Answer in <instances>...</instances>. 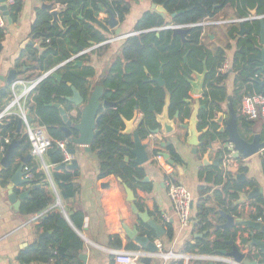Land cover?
I'll return each mask as SVG.
<instances>
[{
  "label": "crops",
  "instance_id": "1",
  "mask_svg": "<svg viewBox=\"0 0 264 264\" xmlns=\"http://www.w3.org/2000/svg\"><path fill=\"white\" fill-rule=\"evenodd\" d=\"M89 1L92 3L94 0ZM103 1L108 3L110 7H103L101 3L97 1L99 12L97 13L96 18L105 27L101 28L95 26L97 31H99V37L103 40L102 42H105L107 39H115L132 33H139L132 37H140V35L148 33H155L156 36L159 37L160 34L165 33V31L171 30L166 28L175 25L173 23V20L175 19L173 15L177 12L169 14L166 11L167 2L163 4L156 3L155 0ZM121 1L127 5L126 7L128 8L123 18H121L117 9H115L116 4ZM19 2L22 5L21 12L17 15L15 21L11 17L12 23L7 21L6 28L3 30L4 37L0 39V76L7 77L9 72L12 69H15L19 72L16 79L33 80L48 72V69L50 71L57 65L66 61L63 58V54L68 53L71 55L70 58H72L77 55V53L81 52V49L78 48L77 53H74V48L69 45V43H66L63 49L59 47L57 51L49 53L50 46L48 47V45L50 44V40L47 39L45 42L41 33L33 31V25L37 21V15L39 12L43 11L46 12L47 15H50V11L42 10L41 7L43 4H53V9L61 10L65 9L64 5L49 2L47 0H17L16 5ZM154 5L164 8L165 12L155 10ZM90 9L93 10L92 8ZM108 9L114 12L116 19L119 22L115 29H112L107 22L110 18L107 11ZM217 9L222 10L214 18H210L213 21H231L232 19H238L235 8L231 7V5L225 7L220 5ZM149 15H161L166 22V26L138 31V25ZM61 18L62 15L60 19ZM80 18L82 20L83 15H80ZM231 26L238 27V24L223 23L202 28L203 34L201 39L202 43L207 48L213 51V49H225L229 47V49L226 50L227 57L225 60V62L229 64V70L225 74L227 79L223 82V85L227 88V99L220 104L221 110L215 114L214 118L210 117L211 113L207 106V109L201 110L200 112V123L198 128L202 132V136L200 137L201 145L198 148L197 153H194L193 148L187 143V130L181 129L180 127L170 136L164 137L159 134L157 140L152 141L150 136L143 138L142 144L149 145L150 160L146 164L138 166L134 162L136 157L129 151L133 145L127 147L128 153L125 155V162L136 166L135 170L137 171V174H139L135 176V180L131 184L127 185L120 177L115 175L100 178L101 162L97 152L93 150L92 146L91 151H87L85 147L73 146L71 150H76V154L72 155V157L73 160L78 161L79 166L76 170H62L59 169L61 164L58 166L50 164L47 157L48 153L44 157H34L30 153L28 140L21 141L20 138H15L21 144L15 151L13 169L11 170L12 175L20 165L21 158L31 155L32 158L28 161L25 169H28L29 167L32 169V167H35L36 174H43L45 176V179L42 180V184H44L45 189L50 192L53 202L45 212L39 215L25 216L20 212L21 207L19 211H16L9 199L10 180L6 187H3L0 184V264H26L23 260V252L34 243L42 245L39 242L40 236L42 234H47L48 237L50 234L42 231L38 233L36 227L39 225L40 220L45 218L48 213L56 210H60L64 214L66 220L67 218L65 215H69V221H67L83 241V247L78 256L80 264H115V257L119 252L141 253L145 257L151 258L149 263H143V257L134 264H194L196 261H198L199 264H229L228 261H231V259L223 256L221 252H230L232 250V246L229 244L230 241H235V244L242 252L244 249L248 250L249 248H253L250 247L253 235L264 242V233L252 232L238 225L229 228L225 227L229 221L228 217H233L235 220L251 219V217L257 212L255 207L252 206V202L259 197L264 199V152L245 160L234 159L235 164L233 167L238 168L239 174H243L246 177V182H243V184L250 183L252 185V188H248L246 192L241 194L249 195L256 188L260 189L261 193L254 199H248L245 203L236 205L241 199L239 198V200L233 204L234 207L237 208V215L231 214V172H229L231 165H225L224 159L225 155H234V152L231 153L232 151H229L231 144L227 142V139L223 141L221 138V135L226 134L217 133L220 125L214 123V119H217L220 114H227V108L231 100L236 112L237 108L240 109V113L237 112V114L241 134L249 140H252L256 134H259L262 141H264V119L259 118L251 121V124H245L240 120L241 116L245 117L242 112V101L244 98L240 103H237V93L235 89L237 74L232 68V60L237 48V42L236 40L231 39V30L234 28ZM162 28L164 29L161 30ZM119 29L121 30L120 34H118ZM67 31L68 28H65L64 32L66 33ZM34 35L36 36L34 42H43V48L47 49L41 55L33 47L25 45L26 41H32ZM235 36L238 38L245 37H239L238 33L235 34ZM129 38H125L112 44L110 43L104 47H99L93 52L76 59V61H81L82 65H76L77 62L75 61V64H71V72H77L85 67L92 68L95 70V76L88 78V80L90 86L93 85L94 87L96 84L98 85L107 74H110L109 78L118 77L117 72L115 71L118 60H121L123 63V76H121V78L126 79L130 73H127L126 71L127 61L123 58L122 51L127 45ZM62 40L64 41L65 39ZM102 42L88 41L91 47H95ZM163 43H166V40ZM167 45H171V40ZM162 46L163 44L160 46L154 45L156 49L155 52L158 48L162 49ZM33 51L36 52V60L31 58ZM42 59L43 62L41 61ZM47 63H50L51 66L47 67ZM44 69L47 70L44 71ZM69 71L64 68L57 71V73L63 77L64 82L62 83H59L51 76L54 72L44 81L52 78L60 85L65 84L67 81H65L64 76L67 75ZM144 71L146 73L148 69H145ZM146 75L150 81L157 77V74L154 73L149 75L147 73ZM192 78L195 79V74L192 75ZM262 79L263 78H261V80ZM12 84L7 85L0 81V112L6 107L5 102L7 97L9 95L12 96ZM76 87L79 89V92L83 91L79 86ZM129 88L131 87L127 88L126 86H123L121 88L124 96L128 95L131 91L133 92V89L131 88L132 90H128ZM4 89L6 90V93L2 92ZM18 90L21 92L23 87L19 86ZM206 90L208 91V88H206ZM36 91L31 95L29 100L31 102L27 108L29 109L28 112L32 119V125H44L45 127L44 122H42L39 114H37L36 108L38 107L39 111L44 115L50 114L49 111L53 107H49V105L59 102L55 101L54 98H56V96H53V102L45 104L43 107L38 105L36 107L34 98L40 93ZM243 93L244 90H242L240 95H243ZM123 99L113 102L119 103V106L103 109L102 112L119 110L120 113L121 111L123 112L122 114H124L123 116L127 120H131L134 117V114L137 113V120L134 126L136 129H139V123L144 120L143 111L134 107L135 105L130 103L132 100L136 99L135 97L130 98L129 100L125 99V101ZM205 99L206 98L202 99V105H205ZM32 106H34V108L31 111ZM73 110V105L69 103V112L75 118L77 114ZM204 112L207 113V118L205 120L206 124H204V127H201L204 123V121L202 122V119H205L201 116ZM79 119L80 117L75 118L77 121H79ZM16 121L19 123L20 120L17 119ZM179 122H183L182 124L186 125L189 123V119L184 121L179 119ZM179 122L177 123L178 125L180 124ZM122 127H120V131L125 129V125ZM22 129L21 123L20 134L25 136L22 133ZM207 129L208 131L205 133ZM129 137L133 142L132 136ZM12 141L13 140L11 139L10 144ZM209 141H211V148H209ZM163 144H166V146H163ZM168 144H170V146H167ZM170 148L173 149L172 151L177 155L178 160H175L172 157ZM6 151L7 149L5 148L4 151L1 150L2 155L0 159V167L1 160ZM163 154H170V159L174 161V164H170V162L163 157ZM206 154L207 160L205 161L204 158ZM159 155L163 157L160 161L157 159V156ZM127 158H129L128 161H126ZM218 159H221L219 165L216 164ZM240 168L245 169V171L241 172ZM64 171L71 172V183L75 190V194L69 199H64L62 197L61 190L53 178L54 173H63ZM221 171L222 180L220 181L216 176ZM211 173L214 175L211 176ZM233 175L234 179L237 181V174ZM33 177L35 178V173ZM31 180H33V178ZM171 183L185 186L194 198L192 223L188 228H182L179 225L178 219L174 213L168 195L169 185ZM33 185L15 187L14 193L17 196H20L27 191L25 189H32ZM128 190L132 191V197L134 200L129 196ZM17 191H20V194H18ZM58 199H60L65 212L57 207ZM201 199L206 200V207L211 210V213L207 217V221L202 224L201 219L198 218V203ZM134 206L137 208V211L139 212L138 214L135 213ZM144 213L148 214L152 221L157 222L163 227L165 231L163 237L157 238L155 232L151 230L147 224L141 221L140 214ZM73 214L80 215V227H77L71 221V216ZM259 221L262 222V220ZM169 224L172 225L175 232L173 240L168 238ZM206 224H208L209 227L207 229H202V226H206ZM135 226H138L140 229V236H148L151 241L156 243L159 248L157 254H161V252L172 253L176 258L165 260L157 254H150L147 249L140 247V245L135 240L131 239L127 233V230H130ZM243 239L249 240L246 246L241 244ZM217 240L222 241L225 248L215 255L202 254L199 252V249L191 250V246H196L199 242L209 241L213 244ZM254 248L257 250L258 254L251 257V259L258 262H264V254L257 247ZM81 255L85 256L86 259H80ZM32 264L42 263L35 262Z\"/></svg>",
  "mask_w": 264,
  "mask_h": 264
},
{
  "label": "trees",
  "instance_id": "2",
  "mask_svg": "<svg viewBox=\"0 0 264 264\" xmlns=\"http://www.w3.org/2000/svg\"><path fill=\"white\" fill-rule=\"evenodd\" d=\"M47 1L65 6L61 18L64 29L57 24H52L51 15H47V13L43 11L38 13L37 21L33 25V31L41 33L45 42L47 39L50 40V44L48 45V47L50 46L49 53L57 51L59 47L63 49L66 43H69V45L74 48L73 52L77 53L78 48L87 49L91 47L88 43L90 40L97 42L103 41L99 37V31H97L95 27H105L96 18L99 12L97 1L106 8L110 7L108 3L103 0H94L92 3H90L89 0ZM155 2L163 4L167 2L166 11L169 14L183 11L182 14L176 16L173 20L175 25L199 23L207 18H214L222 10H214V3L212 0H155ZM216 2L222 7L231 5V7L235 8L238 18L248 17L250 12L254 10L257 11V15H264V0H216ZM126 6L127 5L122 1L116 4L115 9L120 13L121 18H123L124 14L127 12L128 8ZM21 10L22 5L20 2L11 8V17L14 21ZM80 15H83L82 20ZM164 26H166V22L161 15H149L138 25L137 29L140 31ZM246 26L250 30V33L243 38L236 37L235 34H237L239 28L237 26H231L234 27L231 30V39L237 42V48L232 60L233 71L237 74L235 84L237 103H240L247 95H264V90L261 92L260 86L257 84L261 78H264L261 62L262 46L259 42L261 29L260 21L248 22ZM65 28H68L66 33L64 32ZM202 34V28H191L186 35V42H183L180 36H174L171 30L165 31V33L160 34L159 37L156 36L155 33L142 34L140 35V37L142 36L141 38L131 37L128 39L127 45L122 51L123 58L127 61L126 71L130 73L129 76L126 79L121 78V76H123V63L121 60H118L115 71L118 77H108V79L104 80L106 91L103 100L117 102L123 98L126 100L133 97L136 98L130 103L144 113L143 124L139 127L142 139L147 138L151 131L157 129L156 114L163 111L168 94L170 95L171 101L169 110L171 118L175 117L177 112L180 113L181 121L190 118L192 111L185 101L190 99V84L188 79H192V75L195 71L202 73L205 68L209 71L206 77V88H208V91L204 102L210 110V117L214 118L215 114L221 110L220 104L227 99V88L223 85L227 76L220 75L218 71L226 60V50L229 49V47L225 49H213L212 51L202 43ZM3 37L4 31L0 29V39ZM165 40L166 43H163ZM170 40L171 45H167ZM153 44L159 46L163 44V48H158L155 52L156 49ZM35 54L36 52L33 51L31 58L35 59ZM70 56L71 55L68 53L63 54L65 60H69ZM185 57H187V62L185 61ZM41 61L43 62V59ZM49 66H51L50 63L47 67ZM62 68L69 71V69H72V65L68 64ZM145 69H148L146 73L144 71ZM45 70L47 69H44V71ZM147 73L157 74L155 78L162 75L166 82L165 86L161 87L157 83L151 82L150 79L147 78ZM74 76L76 83L71 80L69 72L64 76V79L67 82L71 81L74 85L79 86L83 90L82 95L87 97L90 92L88 78L95 76V70L85 67L74 72ZM256 76L260 79H257ZM123 86L127 88L131 87L133 92L131 91V93L129 91L130 93L124 96L121 91ZM242 90H244V93L240 95ZM37 91L40 93L34 98L36 107L37 105L43 107L45 104L53 102V96H56L54 100L65 106L69 111V103L61 98L72 95L70 88L65 84L60 85L50 78L41 83ZM125 99L123 100L125 101ZM151 105L155 108L154 111H150ZM33 108L34 106L31 107V111ZM36 111L42 122H44L45 127L48 129L50 136L56 140H64L65 135L60 130L63 121L58 110L51 108L49 111L50 114L46 115L42 114L38 107ZM237 112L240 113V109L237 108ZM122 113L123 112L121 111L120 113L119 110L102 112L101 122L98 127L99 134L92 148L97 152L101 162L100 178L115 175L120 177L123 182L128 185L131 184L135 180V176L139 174H137L135 170L136 166L125 162V155L128 153L127 147H131L133 142L129 136H122L118 133V131L121 130L120 127L124 126L121 119V116L124 115ZM201 116L205 118L202 119L204 123L201 125V127H204L207 113L204 112ZM240 120L245 124L252 123L247 117L241 116ZM17 128L18 121L16 120L0 125V159L2 148L7 149L8 147L5 145V138L10 137L12 140L20 138L21 141L27 139L26 136H22L18 133ZM221 138L225 141L227 135H221ZM69 146L70 149L73 147L72 144ZM172 150L173 149L170 148L172 157L178 160L177 155ZM47 157L50 164L56 166L62 164L64 161V155L58 147H54L50 150ZM28 169L33 175L35 173L32 185H41L45 176L43 174H36L35 167H32V169L29 167ZM240 171L244 172L245 169L240 168ZM212 175L214 174L211 173V176ZM11 176V170L1 171L0 184L6 187ZM216 177L221 181L222 171L219 172ZM53 178L61 190L64 199H69L75 194L73 184L71 183V172H56L53 174ZM41 186V188L32 189L31 197L22 203L20 210L21 214L25 216H37L45 212L52 204L53 198L50 196V192L45 189L44 184ZM248 188H252L250 183H238L231 173V214L237 215V208H235L233 204L239 200L240 194L246 192ZM17 193L20 194V191H17ZM252 206L255 207L257 212L251 217V220H262L264 223V199L261 197L257 198L252 202ZM210 213L211 210L206 207V200L201 199L198 203V218L201 219V224L207 221V217ZM71 221L77 227L81 226L80 215L73 214L71 216ZM208 227L209 225L206 224V226H202V229H207ZM36 230L38 233L42 231L50 234L46 238L44 246L34 243L23 252V260L26 264L35 262L42 264H80L78 256L82 250L83 241L70 226L60 210L48 213L45 218L40 220ZM174 235L175 232L173 227L169 224L168 238L173 240ZM224 248L225 245L220 240L215 241L213 244L209 241H202L196 246H191V250L199 249L200 253L207 255H215L220 250H224ZM194 264H199V262L196 261Z\"/></svg>",
  "mask_w": 264,
  "mask_h": 264
},
{
  "label": "water",
  "instance_id": "3",
  "mask_svg": "<svg viewBox=\"0 0 264 264\" xmlns=\"http://www.w3.org/2000/svg\"><path fill=\"white\" fill-rule=\"evenodd\" d=\"M7 0H0V12L3 14L5 19L12 23L11 19V12L10 8L6 5ZM23 1V0H20ZM215 4L214 10L219 8L220 6L217 4L216 0H212ZM42 10L50 11V15L52 16V24H57L61 28H63L62 21L60 19L63 10L61 9H53V4H43ZM154 9L157 11L165 12V9L154 5ZM104 10V9H103ZM110 18L107 21L108 24L112 29H115L119 22L116 19V16L112 10H107ZM183 11H179L176 14L173 15V17L178 16L179 14H182ZM250 15L256 16L257 11H251ZM246 23L248 22H240L238 24V36L243 37L246 34L250 33V30L247 28ZM231 24V23H230ZM260 45L262 46V70L264 71V19L260 20ZM174 36H180L182 38L183 42H186V35L189 32V29H183V28H172L171 29ZM121 33V30H118V34ZM36 36L34 35L32 38V41L28 40L26 41L25 45H29L33 47L35 50H37L40 55L44 53L47 49L43 48V42L41 43H35ZM1 49V46H0ZM81 52H84L85 50L83 48H80ZM78 53V54H80ZM80 57H77V59ZM185 61L187 62V57L185 58ZM76 65L81 66V61H76ZM70 63V61L66 60L62 64H59L57 67V70L54 71V73L51 75L54 79H56L59 83L64 82L62 75L57 73L59 69L62 67L67 66ZM207 69L202 73H199L197 71L194 72L195 79H188V82L190 84V99L186 100L185 102L191 107L192 113L189 118V123L184 125L183 122H179L180 119V113L177 112L175 117L171 118L169 110H170V95L168 94L165 100V106L163 108V111L161 113L156 114V123H157V129L154 131H151L149 136L150 138L152 136H157L161 134L164 137L170 136L174 134L177 131V128L185 129L187 130V143L193 148V152L197 153L198 148L201 145L200 137L202 136V132L199 130L198 126L200 123V112L201 110L207 109L206 105H202V99L206 97L207 90H206V77H207ZM19 72L15 69H12L9 72V75L7 77L0 76V81L6 83L7 85H11L16 78L18 77ZM149 75V73H148ZM154 83H158L161 86H165V81L163 77L160 75L158 78L151 80ZM65 84L71 88L72 90V96H65L63 99L70 104L73 105L75 109V113L77 114L76 117H80L79 121L75 120L73 115L70 114V112L60 103L50 104L49 107H53L58 110L60 116L62 117L63 125L60 127V130L64 133L65 138L70 141V143L75 147H85L87 151H91V146L94 144L95 139L97 135L99 134V125L101 122V112L103 109H109V108H115L119 106V103H113L109 101L103 102V97L105 93V87L103 83L98 84L96 87H91L89 95L87 97H83L79 90L75 88L71 83L65 82ZM257 84L260 86V91L262 92L264 90V78L257 82ZM3 93H6V90L4 89L2 91ZM12 96L9 95L6 99L5 104L8 105L11 101ZM202 98V99H201ZM137 109V108H136ZM155 108L151 105L150 111H154ZM122 121L125 125V129L122 131H118V133L122 136H132L133 138V147L129 149L130 153L136 157L134 160L135 164L138 166H142L146 164L150 160V153H149V145L142 144V138L139 132V129L135 128V122L137 120V113L134 114V117L131 120H127L124 118V116H121ZM30 120H32L30 118ZM180 123L179 125L177 123ZM214 123L219 124L220 128L217 131L218 134H226L227 135V142L232 145V147L229 149V151L234 152L233 158L235 160L239 159H248L256 154H260L264 152V141H262L261 136L259 134H256L252 140H249L245 138L239 128V120H238V114L236 110L233 107V102L230 100L228 108H227V114H220L217 119H214ZM143 124V121L139 123V127ZM21 131V121L18 123V133ZM208 131V129L205 131V133ZM157 140V139H155ZM20 142L17 140H13L12 143L7 147V151L1 160V167L0 171L2 170H12L13 169V161L15 157V151L20 146ZM163 146H166V144H163ZM167 146H170L168 144ZM209 148H211V141H209ZM69 153L71 155L76 154V150H69ZM264 155V154H263ZM163 157L170 162V164H174V161L170 159V154H163ZM32 158V156L22 157L21 163L18 166L17 170L13 173L10 179V186H9V199L11 203L13 204V207L16 211L20 210V207L24 201L29 199L31 196L32 189L41 188V185H33L32 189L27 190L26 192L22 193L20 196H17L14 193L15 187L20 186H26V185H32V180L26 179V175L28 172L25 170V166L28 164V161ZM129 158L126 159L128 161ZM204 160H207V154L205 155ZM220 160H217V165L220 164ZM79 164L77 160H73L71 164H61L59 166V169L62 170H76L78 168ZM229 172L232 174H237V182L243 183L246 182V177L243 174H239V170L236 167L229 168ZM129 196L131 199H133L132 191L128 190ZM261 193L260 189H254L252 193L249 195H240V201L237 202L236 205H239L240 203H245L248 199H254L259 196ZM134 200V199H133ZM57 207L61 208L64 211L60 199H58ZM135 213H139L137 211V208L134 206ZM67 220L69 221V215H65ZM140 219L143 223L147 224V226L155 232V235L157 238H161L165 235V231L163 227L158 224L155 221H152L148 214H140ZM228 223L225 227H234L235 225L244 227V229L250 230L252 232H261L264 233V225L260 221H254L251 219L243 220H235L233 217H228ZM140 229L138 226L133 227L130 230H127L128 236L135 240L140 247L143 249H147L150 254H157L159 252V248L157 247L156 243L151 241L148 236H140L139 235ZM47 237V234H42L39 238V242L44 245V241ZM248 239H243L241 241V244L246 246L248 244ZM229 244L232 246V250L230 252L222 251L221 254L227 258H230L237 264H264V262H258L252 259L247 258L240 248L235 244V241H230ZM250 247H257L260 249V251L264 254V242L257 239L256 236L253 235V240L250 243ZM80 259H86L85 256L81 255ZM151 258L144 257L143 263H149ZM229 264H231V261H228Z\"/></svg>",
  "mask_w": 264,
  "mask_h": 264
},
{
  "label": "built area",
  "instance_id": "4",
  "mask_svg": "<svg viewBox=\"0 0 264 264\" xmlns=\"http://www.w3.org/2000/svg\"><path fill=\"white\" fill-rule=\"evenodd\" d=\"M17 3V0H7L6 5L11 9ZM264 19V15H249L248 17L238 18L232 21H213L211 19H206L202 22L189 24V25H174L170 26L166 29L172 28H183V29H191V28H205L207 26L215 25V24H223V23H231V24H239L240 22H253L260 21ZM7 25V20L0 12V29L4 30ZM162 28L161 30H163ZM139 33H132L125 36H120L116 38L117 41L123 40L131 35H136ZM102 44H98L92 49H97ZM91 49V50H92ZM90 50H85L84 52L73 56L70 60H76L77 57H82L87 54ZM68 60V61H70ZM57 70V67L54 69L44 73L41 77L36 79H16L12 84V99L8 105L0 112V125L8 123L12 120L19 119L22 123V133L27 137L28 143L30 145V153L34 157H44L50 150L54 147H58L59 150L64 155V164H71L73 161L72 155L69 153L70 150V141L68 139L64 140H56L50 136L48 130L44 126L40 125H32V121L30 120L29 109L27 108L31 101V95L36 91L38 86L48 78L54 71ZM229 70V64L225 62L221 69H219L218 73L220 75H225ZM257 79H260L256 76ZM22 86L23 90L19 92L18 87ZM242 112L248 120L254 121L259 118L264 119V95L253 94L247 95L244 97L242 101ZM159 135L152 136V141L158 139ZM11 139L9 137L5 138V144L10 145ZM232 147V145H231ZM4 151V148H2ZM233 153V152H231ZM233 154L225 155V165L231 167L234 166L235 160L232 156ZM157 159L160 161L163 159L161 155L157 156ZM62 163V164H63ZM28 174L26 175V179L31 180L33 178L32 173L29 169H25ZM169 198L171 200L174 213L178 219L179 225L182 228H188L192 223V212H193V204L194 198L191 192L183 185L171 183L169 185L168 191ZM160 247V245H159ZM247 258L254 257L257 253V250L253 248H249L248 250H243L242 252ZM162 259L169 260L176 258L172 253H162L157 254ZM145 257L141 253H117L115 257V264H134L136 261ZM231 264H237L233 260H231Z\"/></svg>",
  "mask_w": 264,
  "mask_h": 264
},
{
  "label": "flooded vegetation",
  "instance_id": "5",
  "mask_svg": "<svg viewBox=\"0 0 264 264\" xmlns=\"http://www.w3.org/2000/svg\"><path fill=\"white\" fill-rule=\"evenodd\" d=\"M132 36H135V35H131V36H129V37H132ZM129 37H127V38H129ZM126 38V39H127ZM115 42H117V40H116V38L115 39H107L105 42H102L101 44H102V46H100V47H104V46H106V45H108V44H112V43H115ZM93 47H89V48H87V49H85V50H90L88 53H91V52H93L95 49H92ZM92 49V50H91ZM87 53V54H88ZM71 59V58H70ZM69 59V60H70ZM76 60L74 59V60H70V63L69 64H75L76 62H75ZM70 70V69H69ZM208 73H209V71H208ZM207 73V74H208ZM69 76L71 77V80L73 81V82H75V76H74V73L73 72H71V70L69 71ZM110 76V74H107L101 81H100V83L102 84L103 83V85H104V80L105 79H108V77ZM162 76V75H161ZM73 82H69V83H71L74 87H76V85H74V83ZM152 82V81H151ZM76 83V82H75ZM99 83V84H100ZM158 84V83H157ZM165 84H166V82H165ZM159 85V84H158ZM97 86V84L94 86V87H96ZM159 86H161V85H159ZM91 87H93V85L92 86H90V88ZM104 87H105V85H104ZM161 87H163V86H161ZM70 88V87H69ZM77 88V87H76ZM70 90H71V88H70ZM79 90V89H78ZM72 91V90H71ZM105 91H106V88H105ZM81 92V95H82V91H80ZM70 96H72V95H70ZM83 96V95H82ZM104 96H105V93H104ZM83 97H85V96H83ZM103 99H104V97H103ZM105 100H103V102H104ZM74 108V107H73ZM73 111H75V109L73 110Z\"/></svg>",
  "mask_w": 264,
  "mask_h": 264
},
{
  "label": "rangeland",
  "instance_id": "6",
  "mask_svg": "<svg viewBox=\"0 0 264 264\" xmlns=\"http://www.w3.org/2000/svg\"><path fill=\"white\" fill-rule=\"evenodd\" d=\"M232 20H235V19H232ZM232 20H231V21H232Z\"/></svg>",
  "mask_w": 264,
  "mask_h": 264
}]
</instances>
